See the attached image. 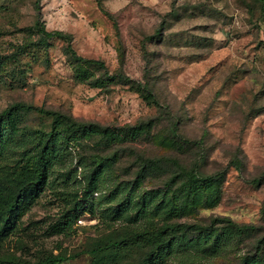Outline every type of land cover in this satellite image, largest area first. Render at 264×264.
<instances>
[{"label":"rangeland","instance_id":"rangeland-1","mask_svg":"<svg viewBox=\"0 0 264 264\" xmlns=\"http://www.w3.org/2000/svg\"><path fill=\"white\" fill-rule=\"evenodd\" d=\"M36 1L0 0V56L7 57L0 74V112L18 102L64 112L116 133L117 145L87 142L70 148L16 233L0 244V255H16L28 264L53 259L92 264V250L110 237L170 218L206 224L229 217L261 229L240 243L224 238L223 252L213 257L191 245L190 238L182 239L163 264H238L247 255L264 261L263 1L41 0L46 29L70 34L76 54L104 62L105 71L73 63L62 40H41L33 28ZM105 72L148 85L159 106L146 102L136 85L110 81ZM49 123L36 113L27 120L34 128ZM25 147L0 163V185H11ZM96 154L118 158L94 195L95 214L87 212L72 231L55 234L53 227L72 207ZM140 157L177 160L203 176L225 172L226 177L174 215L168 214L172 199L167 210L153 205L144 214L145 194L156 201L171 197L164 184L177 169L169 162L155 177L138 180ZM119 183L124 187L111 198ZM130 193L135 200L117 218L115 205ZM140 257L138 251L116 264H139Z\"/></svg>","mask_w":264,"mask_h":264},{"label":"trees","instance_id":"trees-1","mask_svg":"<svg viewBox=\"0 0 264 264\" xmlns=\"http://www.w3.org/2000/svg\"><path fill=\"white\" fill-rule=\"evenodd\" d=\"M263 4H264V0ZM36 20L33 28L40 35L43 42L54 39L66 43V54L73 63L96 67L106 70L104 62L85 59L76 54L72 47L73 38L62 31H48L42 19L41 0L35 2ZM7 64V57L0 56V74ZM108 80H121L134 84L141 92L143 99L153 105L159 106V101L148 85L135 83L123 75H109ZM34 113L50 121L48 128H34L27 125L28 118ZM176 130L178 128L176 127ZM137 136V133H131ZM116 133L106 127L95 123L83 122L74 116L55 110H45L26 103H14L0 112V163L4 162L11 152L18 146H26L17 162L15 171L11 175V185H0V244L4 243L16 233L23 217L36 201L42 188L49 184L50 177L57 164H62L66 153L72 147H83L87 142L100 148L117 145L114 141ZM118 155L104 157L96 154L92 157V167L89 169L80 192H76V200L66 214L64 220L53 227L55 234H64L72 231L73 226L93 209L94 195L101 189L107 177V170L117 163ZM138 180L155 177L162 166L171 162L176 171L171 174L164 184L169 189L171 197L165 194L156 201V197L145 194L141 203V212L146 214L154 205L156 211L168 209V202L173 200L174 205L169 215L176 214L177 207L185 203L193 204L199 192L208 194L217 185L224 181L225 172H217L209 176L201 175L198 170L186 169L177 160L167 158H139ZM241 171L240 162L235 163ZM109 176V174H108ZM124 183H119L110 197H117ZM135 197L132 193L121 199L115 205L117 218L127 214L126 210L133 203ZM177 205V206H176ZM139 212V214H141ZM264 216V209H263ZM261 227L250 224H238L229 217H214L206 224L200 222L179 221L170 218L159 226H152L143 231H131L117 238L110 237L101 241L92 250V264H116L123 259L127 260L140 251L139 264H163L167 256L176 253L179 241L190 238L191 245L197 246L209 257L220 255L223 252L224 238L235 237L239 243L246 237H254ZM264 239V237H263ZM60 259H53L51 264H57ZM64 261V260H63ZM0 264H28L22 262L16 255H0ZM200 264V263H196ZM238 264H264L260 257H244Z\"/></svg>","mask_w":264,"mask_h":264}]
</instances>
